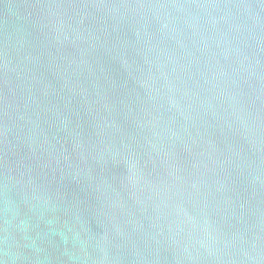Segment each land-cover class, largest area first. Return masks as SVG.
<instances>
[{"label": "water", "instance_id": "1", "mask_svg": "<svg viewBox=\"0 0 264 264\" xmlns=\"http://www.w3.org/2000/svg\"><path fill=\"white\" fill-rule=\"evenodd\" d=\"M0 264H264V0H0Z\"/></svg>", "mask_w": 264, "mask_h": 264}]
</instances>
